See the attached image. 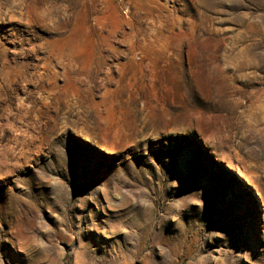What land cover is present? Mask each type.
<instances>
[{"label":"rangeland","instance_id":"374dc122","mask_svg":"<svg viewBox=\"0 0 264 264\" xmlns=\"http://www.w3.org/2000/svg\"><path fill=\"white\" fill-rule=\"evenodd\" d=\"M0 264H264V0H0Z\"/></svg>","mask_w":264,"mask_h":264}]
</instances>
